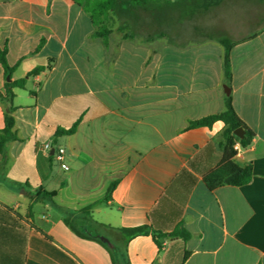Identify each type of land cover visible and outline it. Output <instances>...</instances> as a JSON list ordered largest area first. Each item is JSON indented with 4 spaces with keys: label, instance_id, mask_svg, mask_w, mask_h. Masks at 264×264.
<instances>
[{
    "label": "crops",
    "instance_id": "obj_1",
    "mask_svg": "<svg viewBox=\"0 0 264 264\" xmlns=\"http://www.w3.org/2000/svg\"><path fill=\"white\" fill-rule=\"evenodd\" d=\"M86 6L0 0V51L14 67L7 76L0 62V92L45 68L13 90L22 141L9 144L0 167V264H114L109 248L118 264H264V14L230 16L208 40L164 43L137 38L126 21L120 36L92 38ZM248 23L252 32L236 34ZM220 36L237 43L231 84ZM228 95L255 134L245 148L236 140L234 156L223 122L189 127L223 113ZM5 109L0 101V131ZM75 124L73 135L55 137ZM59 148L66 168L54 157ZM249 165L251 181L232 184L233 169ZM17 183L57 196L35 202ZM91 205L101 224L165 235L182 227L191 237L166 236L161 247L152 234L127 242L78 215ZM73 213L109 248L78 237L64 221Z\"/></svg>",
    "mask_w": 264,
    "mask_h": 264
},
{
    "label": "trees",
    "instance_id": "obj_2",
    "mask_svg": "<svg viewBox=\"0 0 264 264\" xmlns=\"http://www.w3.org/2000/svg\"><path fill=\"white\" fill-rule=\"evenodd\" d=\"M173 0H87V6L85 7V11L90 15L93 19L94 24L96 26L95 31L91 35L92 38H101L106 40L110 34L113 33L112 29L100 27L97 19H100L102 14L109 13H117V12H125L131 13L134 8L144 7L146 5H150L152 3H167L172 2ZM225 0H175L176 5L180 9V16L185 18H191L197 13L206 12L213 8L220 6L224 3ZM260 2H264V0H259ZM118 32L123 31L122 28L117 29ZM126 38H133V36H126ZM255 36H252L248 39L241 41V43L252 40ZM217 41L224 47L225 56H224V76L225 81L228 84H231L233 79L232 73V61L231 55L233 49L237 46V43L233 42L227 36H220L217 38ZM0 62L4 67L6 75L9 76L14 71V67H10L7 60V49L0 51ZM44 67H39L34 69L32 72L28 74L26 78L15 81L14 83H6L5 93L0 92V101L5 105V126L0 131V167L4 169V167L8 164L9 158L7 155V148L9 144L13 142L22 141L18 137V133L16 131V119L14 113L16 111V107L14 105V88H24L27 82V78L33 75H37L40 72L44 71ZM216 122H223L225 124L224 137L227 141V149L230 150V155L234 156L236 152L234 151V146L236 145V140L240 143L242 147H248L251 145L254 139V132L240 119L238 116L236 109L234 107L233 98L231 95L226 97V110L218 115H212L206 118H203L198 121L190 122V128H198V127H206L211 126ZM239 128L244 129L245 136L243 139H239L235 135V131ZM77 124H75L70 129L59 128L55 134V137H61L64 135H73L76 132ZM252 167L246 166L244 168H234L233 169V178L231 181L232 184L240 186L247 184L252 179ZM18 190L26 191L29 197L35 202L41 201H50L54 203V199L57 196L56 191H47L44 187H39L34 189L29 183H17L16 184ZM116 187V184L110 185L107 192V198L111 195L112 191ZM93 206H88L78 212L82 216V219L86 217L91 218L94 225L97 226L98 229L102 231L115 233L117 235L122 236L125 241H130L140 236H148L152 234L153 238L156 240L159 247L162 246L161 239L166 236H178L183 240L187 241L190 239L191 234L185 228H178L176 231L169 235H165L163 233H159L156 231H152L149 226H140L135 228H114L109 225L101 224L96 221H93L91 212ZM33 209V204L30 206V210ZM76 214H70L65 218V223L69 226L72 231L80 238L95 240L100 242L101 244H107L103 242L102 237L103 234L100 232H92L86 224H80L77 221ZM109 248V247H108ZM112 253V258L114 264H118L115 256L113 254V249L109 248ZM187 259V255L185 256V260Z\"/></svg>",
    "mask_w": 264,
    "mask_h": 264
},
{
    "label": "rangeland",
    "instance_id": "obj_3",
    "mask_svg": "<svg viewBox=\"0 0 264 264\" xmlns=\"http://www.w3.org/2000/svg\"><path fill=\"white\" fill-rule=\"evenodd\" d=\"M264 14V3L258 0H233L227 1L223 7L213 8L206 12L195 14L191 18L180 21V9L176 3H152L144 7H137L131 13L117 12L102 14L98 23L100 27L112 29L117 32L119 25L126 22L133 23L132 33L137 38L146 39L149 36L160 39L164 43L167 39L170 42H189L194 40L207 39L210 35H220L227 30L229 25L223 23L230 16L248 15L249 17L261 16ZM137 21L135 23V19ZM232 24V23H231ZM228 26V27H227ZM247 29L236 31V34H247L252 32L253 24H246ZM227 28V29H226Z\"/></svg>",
    "mask_w": 264,
    "mask_h": 264
},
{
    "label": "built area",
    "instance_id": "obj_4",
    "mask_svg": "<svg viewBox=\"0 0 264 264\" xmlns=\"http://www.w3.org/2000/svg\"><path fill=\"white\" fill-rule=\"evenodd\" d=\"M45 148H46V149H50V144L45 145ZM65 154H66V151H65V149H63V148H59V149L57 150V152L54 154L55 159H56L58 162L62 163V165H63L64 168H66V165H65V163H64V160H65Z\"/></svg>",
    "mask_w": 264,
    "mask_h": 264
},
{
    "label": "water",
    "instance_id": "obj_5",
    "mask_svg": "<svg viewBox=\"0 0 264 264\" xmlns=\"http://www.w3.org/2000/svg\"><path fill=\"white\" fill-rule=\"evenodd\" d=\"M235 135H236L239 139H243L244 136H245V131H244V129H242V128L237 129V130L235 131ZM52 154H54V153H52ZM102 240H103V241H107V240L104 239V238H102Z\"/></svg>",
    "mask_w": 264,
    "mask_h": 264
}]
</instances>
